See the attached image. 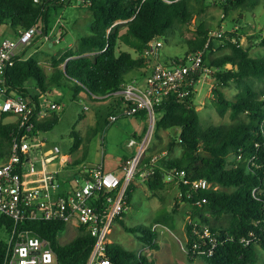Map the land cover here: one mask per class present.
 <instances>
[{
	"label": "trees",
	"instance_id": "obj_1",
	"mask_svg": "<svg viewBox=\"0 0 264 264\" xmlns=\"http://www.w3.org/2000/svg\"><path fill=\"white\" fill-rule=\"evenodd\" d=\"M261 0H84L92 11V34L83 35L74 47H68L54 57V70L47 73L34 55H18L16 62L6 70V82L0 87L6 97L24 95L36 103L44 95L61 91V100L71 94V100H78L85 91L90 96L106 95L130 79L129 72L137 76H147L154 61L146 51L154 40L166 41L176 36L187 46L184 56L170 58L168 63H178L186 59L190 52L205 47L213 28L199 15L205 8H197L195 3L216 5L228 12L254 8ZM74 1H70L71 4ZM65 3L52 0H0V25L12 26L16 35L42 21L50 26L52 10L64 7ZM194 25L192 34L185 28ZM228 37H214L204 56V66L208 53L214 51L217 40L220 48L230 47L231 51L211 59L210 74L217 85L213 88L214 104L223 114L231 108L233 123L210 125L205 128L200 110L195 103L197 83L203 72L192 73L186 88L189 93L179 96L171 94L156 105L157 120L154 128L155 138L163 139V130L179 129L173 139L161 152L168 150V157H161L156 164L154 178L147 181L155 195H160L166 186L168 169L175 166L187 170L185 179H178L180 198L172 211L165 210L155 218V222L174 224V213L181 201L192 204L193 210L187 223L189 256H202L208 264H254L257 262L256 247L264 248V90L257 89V82H264V54L254 56L251 45H239L240 36L236 30L228 31ZM236 37L238 42L232 40ZM257 46L264 49V29L250 36ZM163 42V41H162ZM125 43L129 50L120 49ZM67 58H69L67 60ZM66 62V63H65ZM65 63L64 66L62 64ZM231 65L228 66V65ZM235 81L242 88L237 100H228L221 87ZM58 95V94H57ZM58 102L62 103V101ZM120 109V101L113 100L106 107L98 108L97 129L104 128L109 117ZM246 113L247 118L241 114ZM13 115L2 111L0 117V161L6 160L11 151L12 133L18 126L16 121H7ZM59 115L51 118L35 119V131H48L59 122ZM72 135L76 138L74 148L80 147L82 137L74 127ZM156 142V140H155ZM179 155L171 156L176 148ZM153 156V155H152ZM152 156L146 157L150 160ZM236 161H231L232 157ZM241 156V157H239ZM129 159H125L128 163ZM206 179L210 188H195L194 181ZM136 184L128 190V204ZM131 232H139L146 243L157 247V231L152 226H127ZM13 220L0 214V232L10 233ZM39 235L49 239L55 249L56 264H88L95 243L85 226L70 241L62 243L59 236L67 227L65 222L55 220L27 221ZM209 225L218 238L214 253H198L195 244L205 248L207 238L197 233ZM196 229V231H195ZM249 240V241H248ZM7 239L0 238V264L5 254ZM106 256L115 264H153L147 256L138 255L121 245L111 243Z\"/></svg>",
	"mask_w": 264,
	"mask_h": 264
},
{
	"label": "built area",
	"instance_id": "obj_2",
	"mask_svg": "<svg viewBox=\"0 0 264 264\" xmlns=\"http://www.w3.org/2000/svg\"><path fill=\"white\" fill-rule=\"evenodd\" d=\"M70 1L84 2L52 0L54 3ZM58 26L59 34L55 33V27ZM55 27L50 28L42 21L20 29L14 38L5 37L0 40V87L6 82L7 68L16 62L21 49L35 42H62L65 30L62 17L58 18ZM225 32L222 28L212 32L205 47L190 52L186 59L178 63L153 62L144 83L131 79L106 95H94L97 99L120 101L119 112L109 117L108 124L115 122L119 116L142 113L148 122L145 136L140 141H129L134 151L122 173L107 170L103 163L94 166L83 164L79 176L70 181L65 180L62 167L55 166L54 162L63 157L68 162L70 159L62 154L59 145L48 146L42 131H35L34 121L42 120L49 111L61 110L64 104L44 95L37 108L36 103L24 95L5 97L0 103V110L17 116L18 126L12 133L8 158L0 161V214L13 220L1 264H56L52 242L26 226L28 220H55L67 225L85 226L95 237L88 264H115L106 256V252L112 243L110 233L115 221L129 208L130 185L138 179L147 182L154 178L155 166L161 158L160 155H153L150 160H146V151L157 120L156 105L171 94L185 96L189 93L186 86L190 75L195 72H203V75L206 73L204 56L210 41L214 37H223ZM232 40L238 42L236 37H232ZM162 45V41H152L146 54L152 56ZM88 107L85 105L86 109ZM186 176V169L175 166L168 169L166 180L185 179ZM194 186L205 189L212 184L201 179L194 181ZM196 232L201 238L209 240L205 248L195 244L198 253L213 254L219 242L210 226L205 225L202 231L197 229Z\"/></svg>",
	"mask_w": 264,
	"mask_h": 264
},
{
	"label": "rangeland",
	"instance_id": "obj_3",
	"mask_svg": "<svg viewBox=\"0 0 264 264\" xmlns=\"http://www.w3.org/2000/svg\"><path fill=\"white\" fill-rule=\"evenodd\" d=\"M197 8L203 7L205 11L199 16L203 17L206 22L212 26L213 32L223 29L225 36L228 37V31L236 30L240 36L239 42L241 45L253 44L251 53L254 56H262L264 49L257 46L256 40L250 36L256 35L264 29V0H261L254 8L241 11L232 9L225 12L224 9L216 5L205 6L195 3ZM59 17H62L64 30V39L60 43H55L51 46L50 43L33 44L25 49H21V54L25 56L34 55L39 60L47 73H52L54 70V57L59 56L68 47H74L79 38L83 35L92 34L93 15L89 5L81 2H66L64 7H59L57 10L51 11L50 26L55 27ZM59 26L55 27V33L59 34ZM188 35L192 34L194 25L185 28ZM16 36L15 29L7 24L0 25V40L5 37L14 38ZM163 45L159 47L151 56L153 62L167 61L176 56H184L187 46L181 43V40L176 36H172L168 41L161 39ZM217 46L214 51L208 53L206 73L197 83V91L195 94V103L200 110L202 124L205 128L210 125H218L223 123H233L236 121L232 117V110L228 108L222 114L214 104L215 95L213 88L217 85L215 78L210 74V61L212 58L223 53L231 51L230 47L220 48L221 41L217 40ZM38 47V51H34ZM50 49V51H49ZM120 49L129 50L125 43H121ZM48 50V51H47ZM47 51V52H46ZM228 66L231 67L229 64ZM142 79L135 72H129L126 79ZM257 89L264 90V82H257ZM222 93L228 100H237L242 88L237 82L233 81L231 85L222 86ZM82 101L71 100V94H67V98L61 100L56 94H50V99H58L62 101L64 107L57 111L59 122L56 126L48 131H42V137L46 139L49 147L59 145L63 155H69L75 163L73 170L82 168L80 164L91 162H99L104 160L110 167L116 166L125 155L128 154L127 142L129 140V125H135L136 117L119 116L116 122L109 123L105 128L97 129L98 108L106 107L113 100L97 99V97L87 96L83 93ZM5 94H0V103L4 101ZM85 103L89 105L85 109ZM2 111L0 110V117ZM55 115L54 111H49L42 119H48ZM242 118H247L246 113L241 114ZM7 121H16L17 116L10 115L6 118ZM141 121V120H140ZM76 128L80 136L83 138L81 147L74 148L76 143L75 136L72 131ZM179 129L163 130V139L157 141L155 133L150 145L146 151V157L152 155H160V157H168V150L161 152V148H166L169 142L173 139L175 132ZM156 140V142H155ZM180 149L177 147L171 156L179 155ZM236 157H232L231 161H236ZM80 166V167H79ZM64 170V169H63ZM66 174V171L64 172ZM136 187L133 190L132 200L129 208L126 210L123 220L127 226L138 227L140 225L152 226L157 231L155 240L157 247L146 243L140 237L139 232L128 231L121 221H116L115 228L110 233V239L115 245H121L127 250H132L136 254H142L155 264H208L207 261L200 255L189 256L186 242L188 241L187 223L189 221L193 206L188 201H181L177 212L174 213V224L166 225L164 223H156L155 218L163 211H172L176 206L177 200L180 198L179 181L178 179L166 180V186L161 189L160 195H155L150 189L147 182L138 179ZM157 225V226H156ZM156 226V227H155ZM79 233V227L73 224H68L65 231L60 234L59 240L66 243L73 239ZM8 239L9 234L4 231L0 232V238ZM257 262L254 264H264V248L260 245L256 247Z\"/></svg>",
	"mask_w": 264,
	"mask_h": 264
},
{
	"label": "crops",
	"instance_id": "obj_4",
	"mask_svg": "<svg viewBox=\"0 0 264 264\" xmlns=\"http://www.w3.org/2000/svg\"><path fill=\"white\" fill-rule=\"evenodd\" d=\"M35 44H41L40 46H43L44 44L42 43V42H35ZM50 45L51 46H53V45H55L54 43H50ZM39 49H38V47L36 48L35 47V49H34V51H38ZM48 51V50H47ZM46 51V52H47ZM49 51H50V49H49ZM142 77V79H138V78H135V79H138L141 83H144V81H145V77L146 76H141ZM132 79V78H131ZM130 79V80H131ZM57 91V94H58V96H60L61 94L60 93H62L61 91H59V90H56ZM83 93H84V95H87V96H89L90 97V95L88 94V93H86L85 91H82L80 94H79V97H78V101H82V99H83ZM47 97L48 98H51L50 97V95H47ZM51 100H53V101H56V102H58V99H55V98H53V99H51ZM85 105H88L87 103H85ZM89 106V105H88ZM89 108V107H88ZM87 108V109H88ZM86 109V108H85ZM55 112V111H54ZM119 112V111H118ZM117 112V113H118ZM116 113V114H117ZM125 117H136L137 118V122H135V125H129V127H128V129H129V131L127 132V134H129V140H128V142H127V147H128V154L127 155H125L124 156V158L123 159H121L120 160V162L116 165V166H112V167H110V166H108L107 164H106V162L104 161V160H102V161H99V162H91L90 164L89 163H87L88 165H90V166H94V165H96V164H100V163H103L104 164V167L107 169V170H111V171H115V172H117V173H122L123 172V168H124V166L127 164V163H125L124 161H125V159L126 158H128V159H130V157L132 156V153H133V151H134V147H130L129 146V141L130 140H136V141H140L144 136H145V134H146V132H147V129H148V122H147V120H146V118H145V116H144V114L142 113V114H140V115H135V116H125ZM109 119V118H108ZM119 119V118H118ZM117 119V120H118ZM116 120V121H117ZM141 120V121H140ZM115 121V122H116ZM109 122V121H108ZM105 128V127H104ZM80 147H81V145H80ZM79 147V148H80ZM65 156H67L69 159H70V162H68L64 157L62 158V159H58V160H56L55 162H54V165L55 166H57V167H62V169H64L63 170V172H62V177L63 178H65V180H67V181H70L71 179H73L74 177H77V176H79V173L81 172L80 170H81V168L79 169V170H73V165L77 162V161H74V160H72L73 158L72 157H70L69 155H65ZM128 162V161H127ZM77 163H79V162H77ZM83 164H80V166H82ZM79 166V167H80ZM66 171V174L64 173ZM138 182H140V181H136V182H134L135 184L136 183H138ZM123 217L124 216H122L121 218L123 219ZM118 221H121L120 219H117ZM116 220V221H117ZM116 221H115V223H116ZM115 223H114V226H113V229L115 228ZM156 223H158V222H156ZM160 224V223H159ZM75 226H77V225H75ZM112 241V240H111ZM112 243H113V241H112ZM149 260V259H148ZM150 261V260H149ZM151 263H153L152 261H150ZM153 264H155V263H153Z\"/></svg>",
	"mask_w": 264,
	"mask_h": 264
}]
</instances>
